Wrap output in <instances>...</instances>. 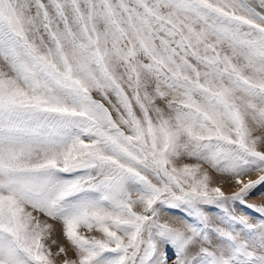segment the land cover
I'll return each mask as SVG.
<instances>
[{"label": "snow or ice", "instance_id": "obj_1", "mask_svg": "<svg viewBox=\"0 0 264 264\" xmlns=\"http://www.w3.org/2000/svg\"><path fill=\"white\" fill-rule=\"evenodd\" d=\"M0 264H264V0H0Z\"/></svg>", "mask_w": 264, "mask_h": 264}, {"label": "rangeland", "instance_id": "obj_2", "mask_svg": "<svg viewBox=\"0 0 264 264\" xmlns=\"http://www.w3.org/2000/svg\"><path fill=\"white\" fill-rule=\"evenodd\" d=\"M226 190H229L230 191L231 189H226Z\"/></svg>", "mask_w": 264, "mask_h": 264}]
</instances>
